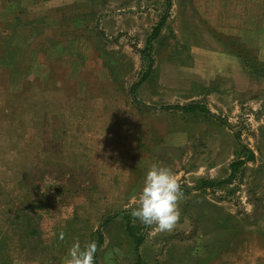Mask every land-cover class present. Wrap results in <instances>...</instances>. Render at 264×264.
<instances>
[{
    "label": "rangeland",
    "instance_id": "rangeland-1",
    "mask_svg": "<svg viewBox=\"0 0 264 264\" xmlns=\"http://www.w3.org/2000/svg\"><path fill=\"white\" fill-rule=\"evenodd\" d=\"M171 4L147 47L167 0H0V264H66L100 231L98 264H264V66L243 58L264 65V0ZM235 133L254 160L184 192L172 232L130 216L153 163L229 180Z\"/></svg>",
    "mask_w": 264,
    "mask_h": 264
},
{
    "label": "clouds",
    "instance_id": "clouds-1",
    "mask_svg": "<svg viewBox=\"0 0 264 264\" xmlns=\"http://www.w3.org/2000/svg\"><path fill=\"white\" fill-rule=\"evenodd\" d=\"M184 188L175 172L167 166L153 163L145 172L142 187L129 214L146 229L155 226L156 230L172 232L180 219V204ZM63 239V233L60 234ZM97 244L75 241L68 249L66 264H95Z\"/></svg>",
    "mask_w": 264,
    "mask_h": 264
},
{
    "label": "trees",
    "instance_id": "trees-1",
    "mask_svg": "<svg viewBox=\"0 0 264 264\" xmlns=\"http://www.w3.org/2000/svg\"><path fill=\"white\" fill-rule=\"evenodd\" d=\"M171 3H172V0H167V14L165 15L164 18H162L161 22L157 25V27L154 28L151 37L148 39L147 47H149L152 44V42L160 36V34L162 32V29L165 26L167 17H168V11H169V9L172 6ZM216 36L219 37L221 41H226V40H222V37H220L219 35H216ZM243 58H245L244 60L246 61V63L250 67L253 68V70L257 69V70L261 71V67L264 66L261 62H259L258 58L255 57L254 51L248 50L247 48H245V53H244ZM176 109H179V110H181L183 112H186V113L199 112V113L210 114V112L207 110V108H205L202 105H197V104H195V105L191 104V105L182 106V107L181 106H177ZM235 138H236L237 142L239 143L240 147L242 148L243 153H247L248 156H246V158H239L238 157L239 159L231 164V175H230L229 180L222 181V182H214V181H211V180H201L200 184L194 189L184 188V192L185 193H192V192L204 191V190H207V189L208 190L209 189H214V188L219 187V186H221V185H223L225 183H228V182H230L231 180L234 179V177L243 168V166H245L247 163H249V162L254 160V158H255L254 152L252 150H250L249 148H247L241 142L240 135L235 133ZM127 227H128V232L130 233V235L137 240V242H138L137 246L139 248V246L143 243V237H140L138 239L136 238V235L133 233L131 222L128 223ZM103 243H104V236H103V233L100 231L98 233V241L96 242V244H97V252H96V255H95V264H98V259H99L98 250L101 248Z\"/></svg>",
    "mask_w": 264,
    "mask_h": 264
},
{
    "label": "crops",
    "instance_id": "crops-1",
    "mask_svg": "<svg viewBox=\"0 0 264 264\" xmlns=\"http://www.w3.org/2000/svg\"><path fill=\"white\" fill-rule=\"evenodd\" d=\"M234 38V37H233ZM234 40L236 41V42H239V43H241V45L242 46H245V44L242 42V40L241 39H239V38H234ZM245 47H247V46H245ZM248 49V48H247ZM251 48L249 47V49L248 50H250ZM251 51H254V50H251ZM222 53H225V54H227V55H232V54H229V53H226L225 52V50H223V51H221ZM255 52V51H254ZM233 57H234V55H232Z\"/></svg>",
    "mask_w": 264,
    "mask_h": 264
}]
</instances>
